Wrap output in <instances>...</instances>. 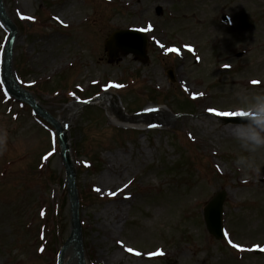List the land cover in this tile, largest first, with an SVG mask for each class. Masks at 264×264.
Returning <instances> with one entry per match:
<instances>
[{"label": "rangeland", "instance_id": "1", "mask_svg": "<svg viewBox=\"0 0 264 264\" xmlns=\"http://www.w3.org/2000/svg\"><path fill=\"white\" fill-rule=\"evenodd\" d=\"M3 3L18 30L15 74L63 120L88 264H264V150L253 168H238L237 156L249 154L234 123L210 111H240V94H264V0ZM126 29L147 34L146 62L121 52L110 61L105 43ZM7 37L0 26V47ZM1 87L0 264H58L72 218L68 202L58 236L67 185L56 134ZM107 94L125 118L159 108L170 119L129 127L98 102L67 116L71 104ZM114 155L121 164L102 183ZM106 186L130 197L123 212ZM219 190L228 193L221 241L203 217Z\"/></svg>", "mask_w": 264, "mask_h": 264}, {"label": "water", "instance_id": "2", "mask_svg": "<svg viewBox=\"0 0 264 264\" xmlns=\"http://www.w3.org/2000/svg\"><path fill=\"white\" fill-rule=\"evenodd\" d=\"M0 22L9 31L10 35L6 42L2 65H1V80L6 92L19 102L30 106L34 112L47 121L56 131L60 148L61 158L66 170V182L68 186V197L72 217V229L68 240L65 242L59 255V264L63 263L64 253L70 243L75 244L78 253V264H87L85 249L83 245V233L79 216L80 201L76 177L71 166L70 158L67 155L68 143L65 135L62 133L59 122L51 116L43 107H41L35 98L17 82L13 72V46L15 41V26L6 12L3 1L0 0ZM148 39L144 33L136 30H120L114 33L105 43L110 61H113L121 52L123 55H133L141 62H146ZM169 77L174 82L173 72L169 71ZM246 118L232 117L225 119L226 123H240ZM227 198L225 190H219L216 195L206 204L203 210V217L206 228L211 236L216 240H223V206Z\"/></svg>", "mask_w": 264, "mask_h": 264}, {"label": "bare ground", "instance_id": "3", "mask_svg": "<svg viewBox=\"0 0 264 264\" xmlns=\"http://www.w3.org/2000/svg\"><path fill=\"white\" fill-rule=\"evenodd\" d=\"M3 1V0H2ZM18 33V30H16V34ZM97 102L104 106V108H106L109 112V115L111 116V118L114 121L119 122L120 124H124V125H128L130 127L129 124H137V123H143L145 125H156L159 123H168L170 117L167 114V112L164 109H150L145 111L143 114H140L136 117L133 118H125L121 112L119 111V107L117 106L118 103L116 101V99L111 96V95H105L100 97L99 100H97ZM79 103H73L71 104L68 109H67V116L69 113H71V111H73L76 107H79ZM65 116V117H67ZM63 120L59 119V123L61 126H63ZM112 161L114 164H110L108 169H107V173L104 174L100 180L102 183H110L111 181V177L109 176L110 172L113 171L114 166H119L121 164V155L120 157L118 155H114L112 158ZM72 168L73 171L75 172V165H74V161L72 160ZM109 186H106L107 190L111 193L113 200L115 202H118L119 204V211L117 212L118 214L124 211V207L127 201L130 200V197L128 196H121V197H117L120 196L121 194L119 193L120 187H112V188H108ZM119 217H123V214H120ZM111 226V225H110ZM109 227V226H108ZM112 228H114L113 226H111ZM110 229V228H109ZM112 230V229H110ZM120 247H123V244L120 245ZM79 259H78V253L77 250L75 248V244L72 242L70 243L64 253V258H63V263L62 264H78Z\"/></svg>", "mask_w": 264, "mask_h": 264}, {"label": "clouds", "instance_id": "4", "mask_svg": "<svg viewBox=\"0 0 264 264\" xmlns=\"http://www.w3.org/2000/svg\"><path fill=\"white\" fill-rule=\"evenodd\" d=\"M237 110L248 115L244 121L234 124L230 132L242 152L249 155L237 156L235 164L248 170L255 166L252 154L264 150V94H240Z\"/></svg>", "mask_w": 264, "mask_h": 264}, {"label": "trees", "instance_id": "5", "mask_svg": "<svg viewBox=\"0 0 264 264\" xmlns=\"http://www.w3.org/2000/svg\"><path fill=\"white\" fill-rule=\"evenodd\" d=\"M0 53H1V47H0ZM68 204V198H67V193L64 192V194L61 196V202L59 203V206L56 211V224L54 226V231L57 232V235L59 236L61 233H64L65 229L62 228L63 225V218H64V213L65 209ZM63 217V218H62ZM65 220V218H64Z\"/></svg>", "mask_w": 264, "mask_h": 264}, {"label": "snow or ice", "instance_id": "6", "mask_svg": "<svg viewBox=\"0 0 264 264\" xmlns=\"http://www.w3.org/2000/svg\"><path fill=\"white\" fill-rule=\"evenodd\" d=\"M31 19V18H29ZM253 83H256V82H253ZM113 87H122V85H112ZM210 111H213L215 115H218V116H223V117H246L248 114L243 112V111H217V110H210ZM51 155V154H49ZM97 191H99V189H97ZM229 243L231 244V246L233 248H239L238 245L236 244H232L231 241H229ZM264 250V249H262ZM127 251L129 252H132L133 250L132 249H127ZM137 255H139V253H135Z\"/></svg>", "mask_w": 264, "mask_h": 264}]
</instances>
